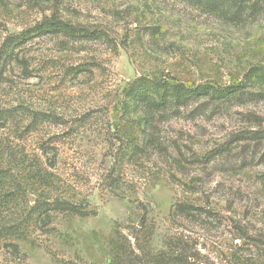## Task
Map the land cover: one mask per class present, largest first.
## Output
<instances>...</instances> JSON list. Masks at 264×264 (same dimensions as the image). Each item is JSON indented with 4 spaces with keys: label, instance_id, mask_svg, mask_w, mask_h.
Listing matches in <instances>:
<instances>
[{
    "label": "rangeland",
    "instance_id": "1",
    "mask_svg": "<svg viewBox=\"0 0 264 264\" xmlns=\"http://www.w3.org/2000/svg\"><path fill=\"white\" fill-rule=\"evenodd\" d=\"M142 1L148 4L141 6V0H41L37 4L34 0L32 5L31 0H0V44L7 34L31 27L53 8H58L57 16L71 22L104 24L117 40V45H109L60 35L31 37L1 71L0 110L11 112L0 114V146L17 157L8 169L19 165L20 153L28 157L24 165L31 158L43 162L45 148L55 147L57 151L51 148L48 156L55 154V165L74 186L72 194L93 212L58 216L50 235L34 232L17 240L24 258L9 264H62L76 257L107 264L113 228L138 226L141 204L146 206L147 219L156 223L159 240L173 230L169 212L174 202L188 199L202 204L206 198L218 214L214 221H206L208 230L191 229L199 237L201 253L213 264H225L232 254L247 257L250 264H264V139H241L249 131L264 135V85L247 87L241 97L231 100L209 101L205 113L194 120L171 118L161 124L163 136H181L199 154L219 146L226 150L206 169L188 165L190 172H201L209 197L183 193L177 182L161 176L169 169L167 162L158 161L162 169L156 173L160 177L156 184H126L112 193L101 179L109 164L103 157L106 142L96 131H75L78 116L116 119L123 89L147 72L189 86H229L243 83L252 66L264 64V1L261 12L237 21L194 0ZM113 16L121 18L113 21ZM156 16L162 36L153 40L146 31L136 35V26L152 25ZM142 169L145 166L130 170L129 178L140 176ZM175 176L184 179L179 173ZM2 187L0 194L8 190ZM27 198L32 203L33 197ZM6 255L0 251L1 264Z\"/></svg>",
    "mask_w": 264,
    "mask_h": 264
},
{
    "label": "trees",
    "instance_id": "2",
    "mask_svg": "<svg viewBox=\"0 0 264 264\" xmlns=\"http://www.w3.org/2000/svg\"><path fill=\"white\" fill-rule=\"evenodd\" d=\"M31 1L34 5V0ZM40 1L36 0V3L39 4ZM263 1L194 0L195 4L210 11L228 14L235 21L261 12ZM141 2V6L148 4L147 1ZM154 3L152 2L153 5ZM52 11L49 15L44 14L42 19L31 27L19 33L7 34L3 38L0 44V74L10 63L12 56L17 54L16 50L35 36L60 35L69 40L88 39L117 45L116 38L107 31L104 24L89 26L82 22H71L55 14L58 8L55 11L53 8ZM119 18L121 17L113 16V21ZM154 19L152 25L136 26V35L147 32L146 35L153 40L158 35L162 36L160 18L156 16ZM132 22H128L126 26H131ZM120 43L126 46V42ZM256 84L264 85V64L252 66L245 73L243 83L239 81L229 86H189L174 77L147 72L133 79L123 89V96L118 105L119 116H116V119L111 120L105 116H78L75 131H96L106 142L103 157L109 164L104 167L105 172L101 179L104 188L112 193L121 186H127L126 184H156L160 178L156 173L162 169L156 164L158 161L167 162L169 169L167 172L164 170L166 173L161 176L171 182H177L183 193L205 194L209 197L210 192L204 186L201 172H190L192 169L188 165L200 164V167L206 169L216 156L222 155L226 150L219 146L199 154L192 150L191 145L186 144L181 136H163L161 124L171 118L194 120L205 113L204 105L209 101L231 100L244 94L247 87ZM259 93L260 91L257 92ZM10 112V109L0 110V114L8 113L6 116ZM60 124L67 126L65 122ZM241 139L259 142L264 139V135L249 131ZM0 147V173L3 174L0 186H8V190L0 194V251L3 250L4 254H7L5 264H9L24 258L17 240L26 239L34 232L50 235L55 231L53 224L58 216H87L93 212L87 202L76 199L72 194L74 186L63 177V170H58L55 165V154L48 156L51 148L57 151L55 147L45 148L42 154L43 162L39 158H31V162L24 165L28 157L20 153L19 165L9 167L10 169L7 165L17 162V157L6 146ZM185 151H189L190 155L186 156ZM5 160L7 164L4 165ZM141 166H145L142 174L137 178H129L130 170ZM13 168L15 171H11ZM176 173L183 175L184 179L178 180ZM28 195L33 197L32 203H29ZM141 210L138 226L131 225L122 229L118 225L113 228L108 240L107 264H213L201 253L199 237L195 230H191L197 226L200 230H208L209 224L206 221L216 219L218 212L210 206L208 198L202 204L188 199H178L174 202L169 212L173 230L161 236L159 240L155 239L156 223L147 219L146 206L141 204ZM193 234L197 236L193 237ZM62 264L97 263H88L76 257L75 260L68 259ZM225 264L250 263L247 257L232 254L231 259L226 256Z\"/></svg>",
    "mask_w": 264,
    "mask_h": 264
}]
</instances>
